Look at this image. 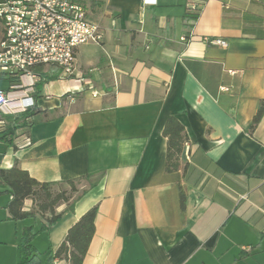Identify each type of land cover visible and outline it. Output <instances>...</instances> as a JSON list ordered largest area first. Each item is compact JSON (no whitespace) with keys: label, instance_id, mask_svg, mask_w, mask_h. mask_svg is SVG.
I'll return each instance as SVG.
<instances>
[{"label":"crops","instance_id":"0c3cea01","mask_svg":"<svg viewBox=\"0 0 264 264\" xmlns=\"http://www.w3.org/2000/svg\"><path fill=\"white\" fill-rule=\"evenodd\" d=\"M89 1L102 43L77 49L72 78L40 68L55 78L37 87L31 146L17 145L20 129L12 145L0 142V172L17 165L39 183L77 181L86 192L40 232L39 217L11 220L0 183V244L19 249L33 227L44 259L97 206L83 264H264V117L249 132L264 102V0ZM170 117L189 137L173 173Z\"/></svg>","mask_w":264,"mask_h":264},{"label":"built area","instance_id":"2783aa9c","mask_svg":"<svg viewBox=\"0 0 264 264\" xmlns=\"http://www.w3.org/2000/svg\"><path fill=\"white\" fill-rule=\"evenodd\" d=\"M145 6L157 0H142ZM104 32L90 20L84 5L73 0H0V76L9 89H0V129L4 117H18L36 106L42 67L61 71L63 79L76 73V51L88 43L101 44ZM213 45L227 47L222 39ZM98 92H93L97 97ZM72 100V99H71ZM17 137L19 147L32 144L27 132L31 119Z\"/></svg>","mask_w":264,"mask_h":264},{"label":"trees","instance_id":"16d2710c","mask_svg":"<svg viewBox=\"0 0 264 264\" xmlns=\"http://www.w3.org/2000/svg\"><path fill=\"white\" fill-rule=\"evenodd\" d=\"M42 71V69H38ZM41 74V73H40ZM43 80L39 87L54 76L41 74ZM34 115V111L18 117H4L6 126L0 129V142L12 145V141L17 131L27 125L26 120ZM264 117V102L254 116L252 125L249 129L253 133ZM163 136L167 139L166 172L173 173L180 169L181 161L184 156L186 144L189 137L185 127L176 117H170L165 125ZM191 154V153H190ZM77 181H67L64 184L70 191L57 190L56 183H39L33 179L28 172L21 170L17 165L12 169L0 172V183L10 188L12 201L8 206L11 220L18 222L26 219L41 218L42 227L40 232L48 231L57 224L64 213L57 214L56 209L67 204L65 212H72L76 202L86 192H80L76 186ZM31 199L33 208L26 210L25 201ZM181 206L185 207V198L181 196ZM98 207L89 210L69 231L58 248L53 252L50 250L44 259L33 246V240L37 232L33 227L23 229L20 236V263L19 264H55L57 261H67L69 264H83L93 237L95 235V221L97 218Z\"/></svg>","mask_w":264,"mask_h":264},{"label":"rangeland","instance_id":"374dc122","mask_svg":"<svg viewBox=\"0 0 264 264\" xmlns=\"http://www.w3.org/2000/svg\"><path fill=\"white\" fill-rule=\"evenodd\" d=\"M85 6H90L89 0H79ZM0 89L8 90L9 82L4 79H0ZM57 190L70 191L67 185L58 186ZM34 205V204H33ZM20 245V243H19ZM16 249V250H15ZM20 263V248H16L13 242L7 243V245L0 244V264H19Z\"/></svg>","mask_w":264,"mask_h":264}]
</instances>
